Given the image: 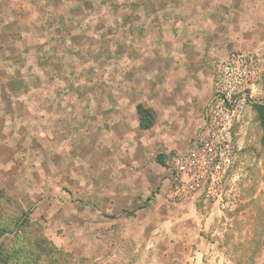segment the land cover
<instances>
[{
  "label": "rangeland",
  "instance_id": "1",
  "mask_svg": "<svg viewBox=\"0 0 264 264\" xmlns=\"http://www.w3.org/2000/svg\"><path fill=\"white\" fill-rule=\"evenodd\" d=\"M229 1L230 30L249 15V33H262L264 0H246L249 13ZM212 4L0 0V264L35 254L40 236L64 254L55 264H264L253 109L264 103V75L228 135L220 185L169 196L222 66L262 41L216 37L225 16ZM139 105L153 113L150 129L138 125ZM25 213L31 225L20 228Z\"/></svg>",
  "mask_w": 264,
  "mask_h": 264
},
{
  "label": "built area",
  "instance_id": "2",
  "mask_svg": "<svg viewBox=\"0 0 264 264\" xmlns=\"http://www.w3.org/2000/svg\"><path fill=\"white\" fill-rule=\"evenodd\" d=\"M264 75V44L254 52H232L220 70L209 114L194 147L175 160L176 175L169 196L182 200L216 189L230 166V139L241 110L253 100Z\"/></svg>",
  "mask_w": 264,
  "mask_h": 264
},
{
  "label": "trees",
  "instance_id": "3",
  "mask_svg": "<svg viewBox=\"0 0 264 264\" xmlns=\"http://www.w3.org/2000/svg\"><path fill=\"white\" fill-rule=\"evenodd\" d=\"M253 109L256 113L257 120L259 122L260 128L263 132L262 142L264 143V103L253 105ZM137 116H138V125L141 129L147 130L153 126V113L150 109L145 108L141 105L137 106ZM157 161L160 164H163V157L158 156ZM23 220L20 228H29V213L23 215ZM35 254L29 255L23 253V255L18 254L15 264H39L42 260H48L49 263L55 264L64 257V254L61 253L51 242L45 239L43 236H40L37 241L34 243ZM28 255V257H27ZM27 257L25 261L24 257ZM10 258V255L8 256ZM8 257L6 260H8ZM5 264H8V261H5Z\"/></svg>",
  "mask_w": 264,
  "mask_h": 264
},
{
  "label": "crops",
  "instance_id": "4",
  "mask_svg": "<svg viewBox=\"0 0 264 264\" xmlns=\"http://www.w3.org/2000/svg\"><path fill=\"white\" fill-rule=\"evenodd\" d=\"M240 2L243 3L242 11L249 13V9H248L249 5L247 4L246 0H241ZM229 4H231V2L229 0H214V4H212L213 10L215 13H218V11L220 12L223 10V12L221 14L223 17L225 16V20L221 21V22H224L222 24L218 23V17L216 19L215 26L213 29V31H215L214 34L216 35V37H222L224 35L225 36H232L233 35V36H238L239 38H242V37L244 38V36L247 35V36H245V38H248V36H250L249 38H251V36H252L254 40L262 39V41H260L258 46L256 47V49L259 48L262 44H264V24H263V22H264V8L263 7L262 8H260V7L256 8L259 11V13L256 14V16L259 17L258 20H256V21L260 25H262V27L259 29V31L260 32L262 31V33H249V30H251L249 23L252 22V20L249 18V15H246V16L242 15L241 21H239V19L236 20L238 22H241V25H239V26L235 25V28L232 27V30H230L231 26L226 23L228 21H231V18H230L231 16H229L227 14V13H229V10H228L229 6H230ZM226 17H227V19H226ZM260 19L263 21L260 22ZM250 20H251V22H250ZM234 23H235V21H234ZM229 24H230V22H229ZM236 30H238V32H236ZM239 32H241V33H239ZM241 34H245V35H243L241 37V36H239ZM200 117H201V114H200ZM201 124H202V121H201Z\"/></svg>",
  "mask_w": 264,
  "mask_h": 264
}]
</instances>
